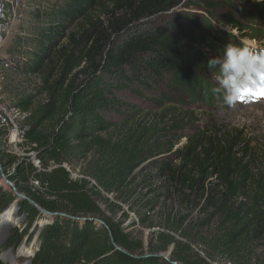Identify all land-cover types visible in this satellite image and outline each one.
Masks as SVG:
<instances>
[{
    "label": "trees",
    "instance_id": "obj_1",
    "mask_svg": "<svg viewBox=\"0 0 264 264\" xmlns=\"http://www.w3.org/2000/svg\"><path fill=\"white\" fill-rule=\"evenodd\" d=\"M182 1L49 0L31 13V33L18 34L23 38L7 62L39 78L43 100L34 105L26 96L13 107L28 114L24 143L38 165L2 148L0 164L16 189L50 215L1 186L0 212L15 202L23 220L4 247L17 248L38 231L29 264L264 260V166L254 171L253 159L245 158L241 130H200L192 108L217 96L210 58L227 43L247 46L242 37L264 40V32L250 34L256 17L264 19V6L251 2L253 13L244 0ZM227 26L248 35L228 33ZM129 99L153 111L141 116L144 106ZM109 114L123 119L113 123ZM107 195L128 204L143 226L157 198H176L186 212L168 214V230L180 229L199 208L203 225L213 226L200 240L206 257L163 232L144 246L115 219L113 207H121ZM169 245L170 255L162 257Z\"/></svg>",
    "mask_w": 264,
    "mask_h": 264
},
{
    "label": "rangeland",
    "instance_id": "obj_2",
    "mask_svg": "<svg viewBox=\"0 0 264 264\" xmlns=\"http://www.w3.org/2000/svg\"><path fill=\"white\" fill-rule=\"evenodd\" d=\"M49 0H22L20 9L18 10V16L16 20L10 24V32L6 38L4 45L1 48L0 52V61L8 60V53L11 52L14 44L20 43L19 39L23 37H18V34H29L31 33V13L33 14L36 10L43 7H49ZM55 0H52L53 3ZM183 0L181 3H183ZM246 2L247 11L251 10L253 5L251 2H255V6L261 8L264 6V3H257L256 0H244ZM243 0H238V3H244ZM50 5V4H49ZM253 12V11H252ZM264 12V11H263ZM254 13V12H253ZM264 14V13H262ZM259 14V16H262ZM255 28L250 31V34H259L264 32V19L257 18L252 23ZM224 31L237 35V34H247L248 31L239 32L237 29L232 27H225ZM242 41L246 42L247 46L255 47H264V40H246L245 37H242ZM13 68V67H12ZM11 65L8 69L3 70V73L0 74V108L1 111H6L11 118H17L15 112L13 111L12 106L17 102L18 99L32 96L33 104L36 105L43 100V96L39 95V86L40 80L37 76L34 75H23L19 72L13 71ZM124 97H129V95L124 94ZM130 104L144 106L141 116L145 113L153 111L150 106H145L143 103L136 101L135 99H129ZM209 105H205L203 101L198 102L196 105H193L192 108L196 110V116L199 120V129L208 130V132L217 135V132L227 134L234 130L242 131V143L246 146L244 149L245 158L253 159L251 167L254 171L261 169L264 166V98H254L251 101L246 100L245 102L238 103L233 107H228L223 103V98L221 94L214 95L213 100L208 101ZM8 110H6V109ZM109 119L113 123H119L123 119L120 115L109 114ZM152 116V114H150ZM196 119V121H198ZM148 122L154 123L156 119L147 120ZM186 139L183 138L175 148L185 144ZM0 148L5 149L7 152H12L16 156L21 158H29L33 163L37 161L35 159V152H32L24 142L22 144H17V146H12L4 138H0ZM174 148V149H175ZM247 156V157H246ZM153 159V158H152ZM151 159V160H152ZM1 165V164H0ZM3 173V172H2ZM9 182L8 177L5 173H0V186L4 190L10 191L11 193L18 192L16 187L15 191L13 186H9L2 176ZM72 179L78 178L79 174L76 171H71L70 174ZM4 179V180H3ZM13 184V183H12ZM166 188V187H165ZM21 194V193H20ZM16 197V196H14ZM107 198L110 201H113L114 204L119 205L121 209L113 207V212L115 219L121 222V227L125 232L132 233L133 236L139 238L144 243V246L151 240L155 233L163 232L165 234L171 235L176 240L181 241L184 245H191L192 248L196 249L201 256H205L204 246L201 243V239L208 238L209 231L213 228L212 223L207 227L203 225V220L206 219L204 215L199 211V208L193 207L189 216L185 222L181 225L178 230H168L165 228L168 225L167 215L172 214L177 217L185 214L186 210L177 203L176 198L172 197L171 200L164 201L161 198H157V206L154 211H151L149 214L148 224L143 226L138 223L137 214L130 211L128 204H122L119 201H116L113 195H107ZM17 199V197H16ZM165 202V203H163ZM13 204V203H11ZM10 204V205H11ZM10 205L6 208L8 209ZM98 205L106 214H109L108 207L106 203L102 200L98 201ZM5 209V210H6ZM18 210L14 212L15 222L8 230V233L12 229H18L22 224L23 220H20L18 217ZM127 215V216H125ZM43 222V221H42ZM132 222H135L134 225ZM41 223V222H40ZM40 223L38 224L41 227ZM44 223V222H43ZM6 235L5 240L8 239L10 234ZM37 234L38 231L33 233L31 237L25 236L22 242L18 247L13 248L4 247V243L0 247V264H29V259L33 256L37 248ZM8 236V237H7ZM7 238V239H6ZM146 249V248H145ZM173 249V245H169L166 251L162 252L163 255L169 256ZM259 253V251H258ZM8 254L9 257L4 259L3 255ZM255 256L250 264H263L264 260H255ZM213 264H234L228 257L215 256L211 259Z\"/></svg>",
    "mask_w": 264,
    "mask_h": 264
},
{
    "label": "clouds",
    "instance_id": "obj_3",
    "mask_svg": "<svg viewBox=\"0 0 264 264\" xmlns=\"http://www.w3.org/2000/svg\"><path fill=\"white\" fill-rule=\"evenodd\" d=\"M207 68L217 69V86L212 92L221 94L228 107L264 98V47L227 43L220 55L207 61Z\"/></svg>",
    "mask_w": 264,
    "mask_h": 264
},
{
    "label": "built area",
    "instance_id": "obj_4",
    "mask_svg": "<svg viewBox=\"0 0 264 264\" xmlns=\"http://www.w3.org/2000/svg\"><path fill=\"white\" fill-rule=\"evenodd\" d=\"M21 4L22 0H0V52L10 32V24L16 20ZM9 66L6 60L0 61V74L1 72L3 73V70L8 69ZM0 108L4 110L2 107ZM11 109H13L17 118L13 119L6 111L0 110V138H4L15 147L17 144L24 142V135L27 129L25 120L28 114L13 106ZM34 165H38V162L35 161Z\"/></svg>",
    "mask_w": 264,
    "mask_h": 264
},
{
    "label": "bare ground",
    "instance_id": "obj_5",
    "mask_svg": "<svg viewBox=\"0 0 264 264\" xmlns=\"http://www.w3.org/2000/svg\"><path fill=\"white\" fill-rule=\"evenodd\" d=\"M16 203L10 205V207L3 212H0V247L5 241V237L8 233V230L11 226L14 225L13 222H15V216L14 212L17 211L16 209ZM4 259L8 258V254L3 255Z\"/></svg>",
    "mask_w": 264,
    "mask_h": 264
},
{
    "label": "water",
    "instance_id": "obj_6",
    "mask_svg": "<svg viewBox=\"0 0 264 264\" xmlns=\"http://www.w3.org/2000/svg\"><path fill=\"white\" fill-rule=\"evenodd\" d=\"M3 171H2V167H1V165H0V173L1 174H3L2 173ZM2 176V175H1ZM3 178H4V176H2ZM5 179V178H4ZM6 180V179H5ZM9 186H13V189H14V191H15V186L9 181H5ZM14 196H16L17 197V200H23V199H27L34 207H36L38 210H39V212L42 214V215H44V216H48V215H50L48 212H46L45 210H43V209H41L34 201H32V200H30V199H28V198H26L25 197V195H23V194H20V193H18V192H14ZM16 200V201H17ZM16 209L18 210V208L16 207ZM20 220L22 219L21 217H18ZM40 225H42V222L40 223ZM162 257H165V258H167V256H165V255H163V254H160ZM175 264V263H174Z\"/></svg>",
    "mask_w": 264,
    "mask_h": 264
}]
</instances>
